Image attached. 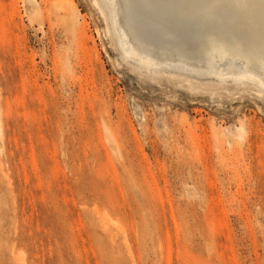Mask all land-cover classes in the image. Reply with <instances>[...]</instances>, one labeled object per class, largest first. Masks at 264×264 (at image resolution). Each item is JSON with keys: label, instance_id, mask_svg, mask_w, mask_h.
Returning a JSON list of instances; mask_svg holds the SVG:
<instances>
[{"label": "rangeland", "instance_id": "obj_1", "mask_svg": "<svg viewBox=\"0 0 264 264\" xmlns=\"http://www.w3.org/2000/svg\"><path fill=\"white\" fill-rule=\"evenodd\" d=\"M54 1L0 0V264H264V92L136 69L102 0ZM182 2L142 17L192 37Z\"/></svg>", "mask_w": 264, "mask_h": 264}, {"label": "bare ground", "instance_id": "obj_2", "mask_svg": "<svg viewBox=\"0 0 264 264\" xmlns=\"http://www.w3.org/2000/svg\"><path fill=\"white\" fill-rule=\"evenodd\" d=\"M182 1L185 3H179L180 7L173 10L176 17L195 16L202 25L188 38L180 28L172 25L176 22L167 19V15L158 19L159 24L169 30L163 36L142 17L149 4H169L171 1L102 0L109 14V29L120 47L121 56L132 61L134 68H147L158 75L185 80L200 77L215 83L240 80L264 92V0ZM54 6L55 10L71 11V17H74L73 0H57ZM105 131L108 140L118 149L115 134L106 125Z\"/></svg>", "mask_w": 264, "mask_h": 264}]
</instances>
